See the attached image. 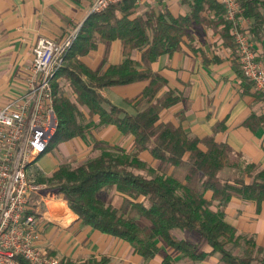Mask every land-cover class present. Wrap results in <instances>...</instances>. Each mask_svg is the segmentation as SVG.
I'll return each mask as SVG.
<instances>
[{
    "label": "trees",
    "instance_id": "16d2710c",
    "mask_svg": "<svg viewBox=\"0 0 264 264\" xmlns=\"http://www.w3.org/2000/svg\"><path fill=\"white\" fill-rule=\"evenodd\" d=\"M182 1L190 6V12L176 17L167 11L155 13L151 9L133 16L136 0H117L100 12L89 13L52 79L57 126L51 140L58 142L83 133L87 124L76 116L82 105L88 115H99L100 124H113L124 136H132V151L126 154L103 149L73 165L59 164L41 180L47 183L53 197L67 201L84 224L127 241L143 258L158 253L159 242L188 260L203 258L206 252L199 250L198 243L174 235L176 230H181L195 232L211 248L210 253L219 254L221 264H264V247L256 245L251 236L237 234L224 218V207L233 196L257 203L264 200V168L249 165V183L240 177H221V170L232 164L229 145L215 141L212 135L197 138L180 126L161 121L160 111L175 103L178 97L166 88L163 76L150 69H137L131 58L133 49H143L146 61L177 50L183 36L189 34V28L206 21L202 12L207 9L222 14L218 21L223 22L225 37L235 49L232 25L224 20L222 3ZM238 1L241 7L238 16L250 20L246 30L256 39L264 40V0ZM115 39L122 46L124 59L120 63L110 64L101 71L89 69L78 59L98 42ZM82 74L87 77L86 81ZM139 79H148V82L139 94L144 106L135 113L111 104L98 92L105 85ZM60 80L69 84L74 99L62 93ZM144 150L158 161L159 167L182 165L187 153V180L199 174V187L153 170L139 157ZM136 167L148 168L151 174L137 172ZM112 190L129 199L127 207L122 209L107 201ZM208 190L209 197L205 195ZM241 244L243 249L236 252ZM17 259L19 264H31L22 257ZM109 262L110 258L102 255L83 259L78 264ZM160 264H175V261L170 253H164Z\"/></svg>",
    "mask_w": 264,
    "mask_h": 264
},
{
    "label": "crops",
    "instance_id": "0c3cea01",
    "mask_svg": "<svg viewBox=\"0 0 264 264\" xmlns=\"http://www.w3.org/2000/svg\"><path fill=\"white\" fill-rule=\"evenodd\" d=\"M92 2L0 0V104L25 88L27 68L36 40L42 36L60 41L71 31H78L90 13ZM135 5L133 16L149 9L155 13L167 11L174 17L190 12V6L182 0H136ZM202 14L206 21L190 27L189 34L183 36L177 50L146 61L143 49H133L131 58L137 69H150L163 76L167 81L166 88L173 90L178 97L175 103L160 111V120L180 126L197 138L212 135L215 141L228 144L232 151V164L224 169L233 173L238 170L241 175L237 177L249 183L251 178L247 167L254 164L264 168V96L241 73L233 43L225 37L223 22L218 21L222 14L213 9ZM238 23L247 29L250 20L239 17ZM251 37L257 55L264 60V40ZM78 59L91 70H105L108 65L124 59L121 42L118 39L98 42L94 49L78 56ZM82 79L86 81L87 77L82 74ZM147 82L148 79H139L105 85L98 92L111 104L135 113L144 106L139 94ZM59 85L65 96L74 99L75 94L66 81L60 80ZM79 109V119L87 127L81 136L72 138L101 139L104 150L131 153L132 136H124L113 124H100L99 115H88L84 106L80 105ZM198 146L205 149L202 143ZM48 157L45 153L40 161ZM139 157L152 169L159 167L158 161L147 150L142 151ZM183 157L182 165L164 164L167 168L164 172L198 188L200 175L195 174L187 180V153ZM52 168L55 169L56 164ZM205 195L209 197L211 191H206ZM107 201L120 208L122 204L126 207L129 204V199L116 190L108 194ZM224 213L225 220L234 226L237 234L251 236L256 245L264 247V200L257 203L233 196L225 205ZM38 227L40 244L61 256L65 264H78L83 259L102 255L110 258V264H160L164 253H170L175 264H221L219 254L210 253L211 248L195 232L181 230L175 232H179L181 238L198 243L199 250L206 252L203 258L188 260L162 242L158 243V253L143 258L127 241L84 224L61 198L53 197L47 217L39 220ZM243 247L241 244L235 251L239 252Z\"/></svg>",
    "mask_w": 264,
    "mask_h": 264
},
{
    "label": "built area",
    "instance_id": "2783aa9c",
    "mask_svg": "<svg viewBox=\"0 0 264 264\" xmlns=\"http://www.w3.org/2000/svg\"><path fill=\"white\" fill-rule=\"evenodd\" d=\"M117 0H93L90 12H100ZM231 32L240 71L264 96V60L250 33L238 23V0H220ZM77 30L60 41L39 37L28 64L26 86L0 104V264H65L40 244L39 220L47 217L53 194L42 179L40 158L57 126L51 81L71 47Z\"/></svg>",
    "mask_w": 264,
    "mask_h": 264
},
{
    "label": "rangeland",
    "instance_id": "374dc122",
    "mask_svg": "<svg viewBox=\"0 0 264 264\" xmlns=\"http://www.w3.org/2000/svg\"><path fill=\"white\" fill-rule=\"evenodd\" d=\"M51 86H52V81H51ZM76 116L80 118L81 116L80 109L79 112L76 114ZM103 147L105 146L103 145L101 139L100 140L99 139L94 140L92 138L83 139L82 137L81 139H74L71 137L68 139L60 140L58 142L53 139L50 141V146L46 151V154L49 157L46 158V160H43V162L42 159L40 161V166L43 168L42 176L43 178L48 177L52 171L48 172L47 169L52 170L53 169L52 166H54L55 164L56 167L62 163H68L70 165H73L75 163L85 160L86 158H91L92 156H94V154L100 152L103 149ZM53 158L55 159V161ZM44 168L47 170V172L45 171ZM134 169L135 171L141 172L145 175L151 174V171L148 168L143 169L140 167H136ZM166 169L167 168L164 165L158 167L157 169L153 168V170H155L156 172H160V171L164 172L166 171ZM223 169L220 172V176L223 178L237 177L241 175L238 170L233 173V172H228L227 169L224 170ZM125 207L126 205L122 204L121 208H125ZM174 235L176 237H179L181 234L179 232H174Z\"/></svg>",
    "mask_w": 264,
    "mask_h": 264
},
{
    "label": "bare ground",
    "instance_id": "6f19581e",
    "mask_svg": "<svg viewBox=\"0 0 264 264\" xmlns=\"http://www.w3.org/2000/svg\"><path fill=\"white\" fill-rule=\"evenodd\" d=\"M225 20V19H224Z\"/></svg>",
    "mask_w": 264,
    "mask_h": 264
}]
</instances>
